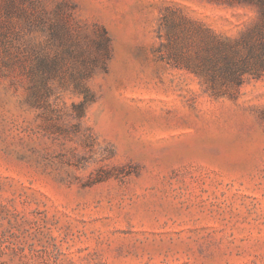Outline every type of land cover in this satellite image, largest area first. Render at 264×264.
Wrapping results in <instances>:
<instances>
[{
	"label": "rangeland",
	"instance_id": "1",
	"mask_svg": "<svg viewBox=\"0 0 264 264\" xmlns=\"http://www.w3.org/2000/svg\"><path fill=\"white\" fill-rule=\"evenodd\" d=\"M263 24L244 0H0V264H264V73L223 61Z\"/></svg>",
	"mask_w": 264,
	"mask_h": 264
},
{
	"label": "trees",
	"instance_id": "2",
	"mask_svg": "<svg viewBox=\"0 0 264 264\" xmlns=\"http://www.w3.org/2000/svg\"><path fill=\"white\" fill-rule=\"evenodd\" d=\"M249 4L255 5L259 8L261 16H264V0H244ZM264 27V24L262 25ZM248 48V55L240 60H231L224 55L223 61L226 62L224 71L234 80L241 77L243 73H251L253 75L261 76L264 73V34L260 35L256 41L248 39L244 41ZM255 59L256 62H252Z\"/></svg>",
	"mask_w": 264,
	"mask_h": 264
}]
</instances>
